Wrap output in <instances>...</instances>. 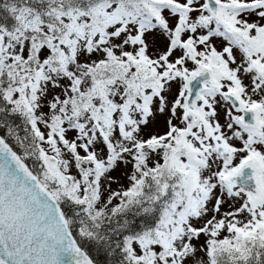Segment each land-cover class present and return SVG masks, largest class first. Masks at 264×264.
<instances>
[{"label":"snow or ice","instance_id":"6c2138e0","mask_svg":"<svg viewBox=\"0 0 264 264\" xmlns=\"http://www.w3.org/2000/svg\"><path fill=\"white\" fill-rule=\"evenodd\" d=\"M0 264H264V0H0Z\"/></svg>","mask_w":264,"mask_h":264}]
</instances>
